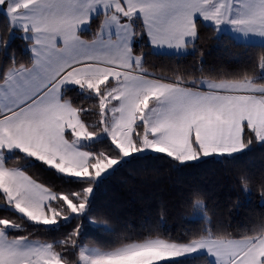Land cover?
I'll return each instance as SVG.
<instances>
[{"label":"snow or ice","instance_id":"6c2138e0","mask_svg":"<svg viewBox=\"0 0 264 264\" xmlns=\"http://www.w3.org/2000/svg\"><path fill=\"white\" fill-rule=\"evenodd\" d=\"M0 17V264H264V214L230 219L241 196L264 207V168L224 218L193 191L203 223L178 234L163 203L129 234L98 198L264 153V0H0ZM225 38L259 41L257 62L208 66Z\"/></svg>","mask_w":264,"mask_h":264},{"label":"trees","instance_id":"16d2710c","mask_svg":"<svg viewBox=\"0 0 264 264\" xmlns=\"http://www.w3.org/2000/svg\"><path fill=\"white\" fill-rule=\"evenodd\" d=\"M3 18L0 17V23ZM262 45L234 43L225 38L222 41H209L205 49V61L208 66L228 71H239L255 64L258 60L259 48ZM190 61V58H189ZM188 62V61H184ZM264 168V153L259 150L249 157L228 165H197L181 172L162 171L144 179V183L124 186L118 182L106 185L99 191V202L125 222V230L134 234L157 222L161 204L166 212L162 230L178 234L196 230L203 220L188 211L193 191L199 190L205 195L208 208H215L221 218L227 215L230 202L237 197L238 176L249 172L259 180ZM52 182L59 183L54 177ZM241 206L233 209L231 223L234 227H249L264 214L259 195L251 198L241 196ZM98 244L110 242L111 234L91 236Z\"/></svg>","mask_w":264,"mask_h":264},{"label":"crops","instance_id":"0c3cea01","mask_svg":"<svg viewBox=\"0 0 264 264\" xmlns=\"http://www.w3.org/2000/svg\"><path fill=\"white\" fill-rule=\"evenodd\" d=\"M248 44L261 45V43H260L259 41H253V42H249Z\"/></svg>","mask_w":264,"mask_h":264}]
</instances>
